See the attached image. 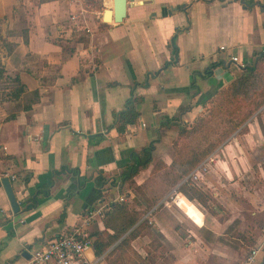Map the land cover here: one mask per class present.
Wrapping results in <instances>:
<instances>
[{
    "label": "crops",
    "instance_id": "1",
    "mask_svg": "<svg viewBox=\"0 0 264 264\" xmlns=\"http://www.w3.org/2000/svg\"><path fill=\"white\" fill-rule=\"evenodd\" d=\"M80 28L88 31L85 44L74 38ZM0 30V43L11 48L1 49L2 75L8 81L17 76L23 87L12 98L10 82L0 101V178H8L18 206L13 213L0 183V264H24L29 247L70 229L88 208L102 207L90 230L103 228L108 204L118 197L141 209L129 188L121 193L128 184L115 180L121 156L153 141L150 163L133 185L147 178L156 160L169 165V145L156 151L160 132L190 123L210 87L232 78L231 64L239 70L242 60L254 58L253 50L264 48V0H127L119 23L80 9L78 0H0ZM217 35L227 42L212 47ZM193 39L203 49L211 45L196 53L198 62ZM212 61L223 65L208 78L195 74L191 88V73ZM130 93L141 99L138 116L117 133L108 126ZM165 117L173 124L166 125ZM253 119L211 152L215 180L197 170L209 197L205 204L175 191L197 220L174 197L161 198L140 218L147 217L148 226L131 240L136 254L125 264H247L245 244L233 238L244 223L243 236L257 249L248 264H264V221L252 220L264 209V177L256 182L253 174V163L264 161V106L258 119L263 132ZM98 174L102 183L96 187Z\"/></svg>",
    "mask_w": 264,
    "mask_h": 264
},
{
    "label": "trees",
    "instance_id": "2",
    "mask_svg": "<svg viewBox=\"0 0 264 264\" xmlns=\"http://www.w3.org/2000/svg\"><path fill=\"white\" fill-rule=\"evenodd\" d=\"M173 39L174 37H171L170 44L172 47V54L175 55L176 47L174 45ZM6 48L7 51L11 49L8 48V46H6ZM263 61L264 50L262 49L260 50L259 55L253 60L254 66L249 65L243 68L240 77H237L231 81L229 88L234 94L238 93L242 88L245 87L247 84L246 82L253 74L257 65ZM218 65H223V63L220 61H212L208 63L202 72L193 71L190 76V87L194 88L193 79L195 74L201 79L208 78L211 75L212 70ZM1 76L2 71L0 70V78ZM9 81L15 85L12 88L10 96L12 98H16L19 92L23 90V87L20 84L17 76H14ZM260 91L264 92V86L261 87ZM195 93H197V88H195ZM32 94H35V92ZM208 99L209 97L207 100ZM4 100L5 99L2 101ZM140 100L141 99L138 97H131L130 93V98L126 99L123 109L113 114V121L108 126V128H113L117 133L124 132L127 125L133 124L135 122L138 116L137 105L139 104ZM263 102L264 101H260L255 105V107L257 108ZM249 114L250 112L244 116L242 120H237L234 128L232 125V128L229 129L230 131H220L216 134H210L208 130L203 131V129L206 127V122L203 117L204 115L201 112L190 122L192 124L193 122L195 123L193 127H190V123H187V125L181 123L177 124L179 129L170 146L172 157L169 165H164L162 161H155L156 164H154L151 168L147 178H145L141 184L133 186V191L141 196L136 197V202L141 206V209L134 210L133 208L128 207V203L126 201H114L113 203H109L108 210H110V213L108 218H106L103 223V228L92 229L89 231V236L92 238V252L94 257H100L109 248L110 249L102 257L104 260H109L108 264H116L119 261L127 259L130 260L131 256L135 257L136 253L131 248L130 242L146 226H148L147 217L142 218L141 220L140 218L146 211L155 205L165 195V193L169 191V189L175 187L179 183L180 185L177 187L176 191L182 193L189 200L196 199L200 203L205 204L207 197L203 194L202 190L198 186H194L187 180H184L183 177L196 165H198L211 151H213L215 147H217L218 143L213 140L223 139L224 141L234 131L235 127L242 123ZM171 121L172 118L168 119L165 117L166 125L171 124ZM164 124L161 126H165ZM245 127L246 126H243L238 132H243ZM189 129L197 130L198 133L194 131L197 142L188 149L187 144L184 142L187 140V138H189ZM213 134L214 136L211 139H208V135L212 136ZM96 136L97 135H94V138ZM152 149L153 141H149L139 151H134L131 149H127L125 151V156H121L123 161L118 164L120 171L115 176V180L117 179L119 182L118 185H121L122 183H133L132 179L137 174V172L140 169H144L150 163ZM63 169L64 167L62 166L59 170L62 171ZM70 171L74 173L77 170L72 168ZM113 182L114 180L112 183ZM94 183L96 187L101 185L102 177L100 174L94 178ZM106 214L107 213H105L104 216H106ZM261 216L262 221H264V215L262 213ZM257 224L259 225L258 221ZM108 225H110L112 228L110 229L111 232L108 231ZM126 231H128L126 235L119 239ZM250 245L251 243L248 244V246ZM112 256H114V258L110 259Z\"/></svg>",
    "mask_w": 264,
    "mask_h": 264
},
{
    "label": "rangeland",
    "instance_id": "3",
    "mask_svg": "<svg viewBox=\"0 0 264 264\" xmlns=\"http://www.w3.org/2000/svg\"><path fill=\"white\" fill-rule=\"evenodd\" d=\"M80 9H84L87 10L89 13L93 14V15H98L100 17V13L102 12L103 9L106 8H110L111 7V0H78ZM97 12V13H94ZM251 21V20H250ZM87 29L86 28H80L76 33H74V38L77 39V41L82 42L83 44H85L86 42V33H87ZM1 30H0V41L2 40L1 38ZM216 41L213 43V46H218L219 44H226V40L224 42L221 41V39H219V35L216 36ZM219 40V41H218ZM218 41V42H217ZM200 46V47H198ZM2 47L4 48V44L0 43V52ZM198 47V48H197ZM204 47L206 49H203L201 42H197L196 39H193V41L190 44V48L194 49V53L193 56H195V61L198 62L199 59H201L200 56H197L196 53L197 52H205V51H209L208 48L211 47L210 44H205ZM6 49V48H4ZM264 50V48H262ZM262 49H258V50H253L254 52L252 53V56H254V58L256 56L259 55L260 50ZM242 60V65L243 67L240 68L239 70L236 69V67H234L231 64V71L229 70L228 73L231 74L232 78L228 81V82H224L221 83V85L219 87H213L211 86L210 89H213V92L210 93L207 98L209 97V99L207 100V98L205 99V101H203V105H202V111L201 113L204 115V119H205V129H203V131H207L212 134H216L219 133L220 131L222 132H228V130L230 128H234V125L236 124L237 120H242V118L244 116H246L249 112L250 114L248 115V117L242 122L240 123L237 127H235L233 132L239 131L243 126H246L245 124L251 119H253V122L256 123L259 126V129L263 132L262 129V125L258 122V119L261 117V111H262V107L264 106V102L258 106L257 108L255 107V105L257 103H259L260 101H264V92L260 91L261 87L264 86V61L260 62L256 69L254 70L253 74L251 75V77L248 79V81L246 82L247 84L245 85L244 88H242L238 93L234 94L231 89L229 88V85L231 83L232 80L236 79L237 77H240L241 73H242V69L249 66V65H253V60ZM0 70L2 71V69L0 68ZM228 80V79H227ZM11 85L10 81L7 80V78L2 75L0 78V101H2L3 99H5V95L9 89V86ZM189 124V123H188ZM195 123L193 122L190 123V127L194 125ZM187 125V123L185 124ZM179 127H176L169 131H165L162 130V132H160V137H158L159 140L156 141L157 145H156V151H161L164 147V145L166 146L169 145V147L171 146V143L173 142L174 138L176 137L177 131H178ZM244 130V129H243ZM246 130V127H245ZM244 130V131H245ZM190 132H188L189 134V138H187V140L184 142L185 144H187V148L189 149V147L193 146L196 144L197 142V138L195 136V132L198 133L197 130H192L189 129ZM195 131V132H194ZM230 131V130H229ZM232 132V133H233ZM231 133V134H232ZM214 134L212 136L208 135V139L212 138L214 136ZM158 135V134H157ZM187 136V135H186ZM215 142L218 143V145L223 141V139H217V140H213ZM217 145V146H218ZM216 148V147H215ZM214 150V149H213ZM212 152V151H211ZM210 152V153H211ZM208 154L207 157L198 165H196L194 168L189 171L183 178L184 180H187L190 184L194 185V186H198L199 188L201 187L200 185V175H198L197 170H199V167H201V172L202 173H207V175H211L210 178L211 179H216V174L213 172L214 171V167H215V158L213 159L212 156L213 154ZM156 161H161V160H156ZM205 162H208V165H204ZM258 163L259 166H258ZM156 164V162H153V165ZM258 167L260 168V170L258 169ZM263 171V172H262ZM253 174L255 176L256 182L257 180L261 182V178L264 177V161L260 160L259 162H254L253 163ZM261 175V176H260ZM128 185H125V189L121 191V193H124V191L126 190V188H129L128 190H130L132 192V194L134 195V197H141L139 194L135 193L133 191V183H126ZM180 185L177 184L175 187L169 189V191L167 193H165V195L162 198H167L169 200L173 199L174 194H176V190L177 187ZM258 191H262L261 188H256ZM176 191V192H175ZM258 193V192H257ZM261 193V192H260ZM207 198H209L206 195ZM240 206L239 209H241L240 211L243 214H246L248 212V208L245 204L242 205H238ZM261 213L264 215V209L259 212H255V214L252 216V220L253 222H257V221H261L262 220V216ZM245 218H248L247 216H245ZM245 223L243 224V226L241 228H236V230L233 232V238L237 237L243 244H245L246 248H244L243 250V255H245L246 257H244V259L247 258L248 252L250 251V249L252 248L251 246H248L249 241L243 236L244 233L248 230L245 228ZM93 226V225H92ZM233 229V228H232ZM231 244L235 247L237 246V244H239L238 240L235 239H230ZM87 256L89 257V259H92V255L90 254V252H87ZM114 256H112L110 259H113ZM131 261H134V256L130 257ZM108 259L104 260L103 258L100 260V262L98 264H108ZM129 260H123V261H119L116 264H125V262H128Z\"/></svg>",
    "mask_w": 264,
    "mask_h": 264
},
{
    "label": "built area",
    "instance_id": "4",
    "mask_svg": "<svg viewBox=\"0 0 264 264\" xmlns=\"http://www.w3.org/2000/svg\"><path fill=\"white\" fill-rule=\"evenodd\" d=\"M236 62V57H230ZM175 198V194H174ZM121 201L122 198L118 197ZM102 207L84 210L80 220L70 229L57 233L49 239L27 249L24 264H97L101 257L90 260L87 252L92 251V238L89 236L90 225L100 216ZM257 249H251L246 258L248 264Z\"/></svg>",
    "mask_w": 264,
    "mask_h": 264
},
{
    "label": "water",
    "instance_id": "5",
    "mask_svg": "<svg viewBox=\"0 0 264 264\" xmlns=\"http://www.w3.org/2000/svg\"><path fill=\"white\" fill-rule=\"evenodd\" d=\"M127 0H111V7L106 8L102 11V20L103 21H112L114 23L121 22L122 18L125 15ZM173 8V7H172ZM1 186L6 195L9 207L13 213L17 212L18 206L13 195L12 189L9 184L7 177L0 178Z\"/></svg>",
    "mask_w": 264,
    "mask_h": 264
},
{
    "label": "bare ground",
    "instance_id": "6",
    "mask_svg": "<svg viewBox=\"0 0 264 264\" xmlns=\"http://www.w3.org/2000/svg\"><path fill=\"white\" fill-rule=\"evenodd\" d=\"M175 202L179 206L181 202V207L194 219L197 220L199 215L197 214L196 210L193 208L191 204L186 202V200L183 199V196L181 194H176Z\"/></svg>",
    "mask_w": 264,
    "mask_h": 264
}]
</instances>
